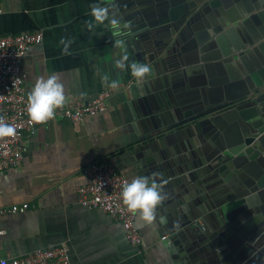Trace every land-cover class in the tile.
Here are the masks:
<instances>
[{
	"label": "water",
	"instance_id": "1",
	"mask_svg": "<svg viewBox=\"0 0 264 264\" xmlns=\"http://www.w3.org/2000/svg\"><path fill=\"white\" fill-rule=\"evenodd\" d=\"M109 3L128 64L151 68L131 88L155 85L139 143L166 232L200 264H264V0Z\"/></svg>",
	"mask_w": 264,
	"mask_h": 264
},
{
	"label": "crops",
	"instance_id": "2",
	"mask_svg": "<svg viewBox=\"0 0 264 264\" xmlns=\"http://www.w3.org/2000/svg\"><path fill=\"white\" fill-rule=\"evenodd\" d=\"M93 6L107 8L109 19L97 22ZM0 8V35L43 32V42L21 60L28 94L39 78L53 74L64 85V105L110 92L105 111L79 121L53 119L25 137L21 163L0 177V207L29 202L31 208L0 217V259L65 245L73 264H200L166 232L169 212L163 203L157 216H165V224L149 226L136 216L142 236L137 246L120 222L78 201L79 186L89 181L85 170L97 160L108 159L128 182L151 176L152 152L139 140L144 97L155 85L141 84L135 93L130 69L114 67L121 34L111 25L118 17L109 0H0Z\"/></svg>",
	"mask_w": 264,
	"mask_h": 264
},
{
	"label": "built area",
	"instance_id": "3",
	"mask_svg": "<svg viewBox=\"0 0 264 264\" xmlns=\"http://www.w3.org/2000/svg\"><path fill=\"white\" fill-rule=\"evenodd\" d=\"M1 12V8H0ZM42 31H25L18 34L0 35V122L15 127L11 137H0V177L8 170L19 166L23 159L24 140L44 123L33 122L28 114V92L26 75L21 60L35 45L43 42ZM110 92L101 91L88 102L63 105L55 110L53 119L68 118L83 120L86 116L105 111L108 108ZM50 119L47 122L53 120ZM45 122V123H47ZM88 183L79 186L78 201L81 205L100 209L120 222L126 239L133 245L142 243V236L136 224L137 214L130 212L123 203L122 190L128 182L125 175L116 171L108 159L97 160L86 168ZM31 208L29 202L0 207V217L5 214L25 212ZM3 231L0 230V234ZM0 264H73L68 247L57 246L37 249L21 257L1 258Z\"/></svg>",
	"mask_w": 264,
	"mask_h": 264
},
{
	"label": "clouds",
	"instance_id": "4",
	"mask_svg": "<svg viewBox=\"0 0 264 264\" xmlns=\"http://www.w3.org/2000/svg\"><path fill=\"white\" fill-rule=\"evenodd\" d=\"M92 15L97 22H104L109 19L108 9L104 7L93 6ZM111 25L118 29L119 21L111 19ZM128 27L127 24L124 25ZM117 35L119 31L117 30ZM114 46L120 50L119 57L114 58V67L117 70H127L130 68L131 76L137 81H142L151 71L150 66L144 62H132L128 64L129 56L127 54L126 42L122 39H116ZM65 52L67 48L64 49ZM117 81H111V87H117ZM66 101L65 88L60 78L53 74L47 78H39L32 86L28 94V114L35 123H45L54 118L55 110L63 106ZM15 127L0 122V137H11L15 134ZM137 176L130 182H127L122 190V199L124 205L130 212L138 215L139 219L146 225H154L157 220L160 224L167 222L166 217L157 216V207L165 199L162 186L155 177Z\"/></svg>",
	"mask_w": 264,
	"mask_h": 264
}]
</instances>
